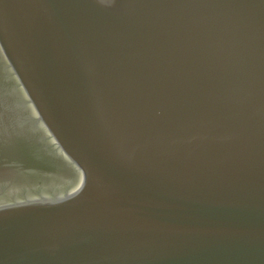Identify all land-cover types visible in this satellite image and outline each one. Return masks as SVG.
Instances as JSON below:
<instances>
[{
    "label": "water",
    "instance_id": "water-1",
    "mask_svg": "<svg viewBox=\"0 0 264 264\" xmlns=\"http://www.w3.org/2000/svg\"><path fill=\"white\" fill-rule=\"evenodd\" d=\"M0 264H264V0H0Z\"/></svg>",
    "mask_w": 264,
    "mask_h": 264
},
{
    "label": "clouds",
    "instance_id": "clouds-1",
    "mask_svg": "<svg viewBox=\"0 0 264 264\" xmlns=\"http://www.w3.org/2000/svg\"><path fill=\"white\" fill-rule=\"evenodd\" d=\"M113 2H114V0H113Z\"/></svg>",
    "mask_w": 264,
    "mask_h": 264
}]
</instances>
